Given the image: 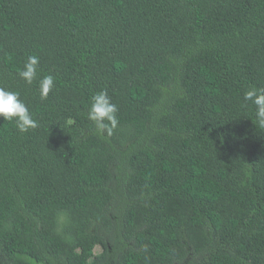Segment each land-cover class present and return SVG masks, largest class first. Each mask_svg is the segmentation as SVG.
<instances>
[{
    "label": "trees",
    "instance_id": "1",
    "mask_svg": "<svg viewBox=\"0 0 264 264\" xmlns=\"http://www.w3.org/2000/svg\"><path fill=\"white\" fill-rule=\"evenodd\" d=\"M250 86L264 0H0V87L38 122L0 116V264H264ZM100 90L110 136L87 118Z\"/></svg>",
    "mask_w": 264,
    "mask_h": 264
},
{
    "label": "clouds",
    "instance_id": "2",
    "mask_svg": "<svg viewBox=\"0 0 264 264\" xmlns=\"http://www.w3.org/2000/svg\"><path fill=\"white\" fill-rule=\"evenodd\" d=\"M39 59L35 55L27 57L19 76L28 84L37 78ZM54 77L49 74L39 79V92L41 99H46L54 88ZM245 103L251 102L255 108L256 125L264 127V88L250 86L244 93ZM118 108L112 102L107 90H100L91 97L87 118L95 124L101 135L113 134L118 126ZM0 116L5 120L14 121L22 133L38 127V122L33 118L28 106L20 99L19 92L0 87Z\"/></svg>",
    "mask_w": 264,
    "mask_h": 264
}]
</instances>
